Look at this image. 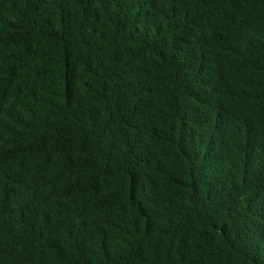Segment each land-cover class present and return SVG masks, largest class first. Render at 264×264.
<instances>
[{"label": "trees", "instance_id": "1", "mask_svg": "<svg viewBox=\"0 0 264 264\" xmlns=\"http://www.w3.org/2000/svg\"><path fill=\"white\" fill-rule=\"evenodd\" d=\"M0 264H264V0H0Z\"/></svg>", "mask_w": 264, "mask_h": 264}]
</instances>
